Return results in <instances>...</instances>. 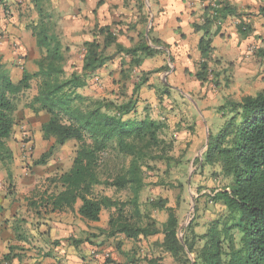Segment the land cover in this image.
Wrapping results in <instances>:
<instances>
[{"label":"trees","instance_id":"16d2710c","mask_svg":"<svg viewBox=\"0 0 264 264\" xmlns=\"http://www.w3.org/2000/svg\"><path fill=\"white\" fill-rule=\"evenodd\" d=\"M43 2L28 0L25 9L28 16L34 12L33 5L38 12V20L28 25L40 53L37 71L25 69L15 81L0 63V161L8 165L13 160L7 140L16 129L19 96L31 88L34 78L39 84L28 108L36 115L49 116L41 131L44 139H54L35 165H45L58 148L70 141H75L77 148L71 167L50 177L49 188L37 192L40 195L30 205L53 212L77 210L88 221H99L101 213L109 210L107 227L99 229L100 234L122 235L131 240L133 253L142 252V261L147 264H159L165 255H170L176 264H264V89L240 98L228 96L219 107L224 121L216 134L210 133L202 159L198 160L202 167L212 168L211 177L219 185L206 195L214 217L206 231L199 234L195 231L196 208L181 239L175 207L162 197L149 199L144 207L141 200L148 186L147 172L155 169L153 164L164 162L168 169L176 160L171 153L174 142L164 137L166 121L148 115L141 120L129 116L135 110L141 83L135 82L132 96L122 102L79 91L87 85V78L118 52L132 57L130 73L145 58L165 51L148 45L145 35L135 46L123 48L110 26L97 27L93 39L84 43L81 71L67 75L65 47ZM260 11L264 13V8ZM237 14L242 12L230 0H212L202 23H193L195 30L204 32L199 42L202 59L196 73L202 83L210 76L215 78L209 62L213 38L220 26L213 32L212 25ZM239 31L248 34L250 24L243 20ZM150 32L153 44L169 48L153 40ZM114 44L117 52L111 54L108 51ZM170 63H174L171 54ZM170 68L168 64L153 72ZM105 188H113L114 193L126 192V197L107 195ZM152 210L166 211V221L160 225ZM155 236L158 238L152 241ZM145 241L146 247L139 251L137 245ZM122 244L117 240V248ZM133 262L137 261L133 258Z\"/></svg>","mask_w":264,"mask_h":264},{"label":"crops","instance_id":"0c3cea01","mask_svg":"<svg viewBox=\"0 0 264 264\" xmlns=\"http://www.w3.org/2000/svg\"><path fill=\"white\" fill-rule=\"evenodd\" d=\"M22 1L28 3V0H0V59H2L0 63L5 62L8 72L11 69L10 76L15 81L22 77L24 69L32 73L37 71L36 61L40 55L35 40L37 51L31 46L29 56L24 60L21 59L20 55L26 50L25 40L29 36L26 30L31 34L32 31L28 25L26 30L23 26H14L15 16L11 19L7 18L8 5L11 7L16 5L19 7L17 11L20 17L24 15L28 17L25 10H20L22 5H19V2ZM211 1L44 0L42 7L52 19L54 17L61 19L60 26L63 32H71L74 37L80 34V39L84 38L83 54L84 43L92 40L95 29L102 26L111 27L117 36L118 45L123 48L135 46L145 35L148 45L164 50L165 52L145 58L142 64L130 73L128 67L132 57L124 52H118L113 55L112 60L87 78L88 83L84 88L94 82H97L96 85L101 84L102 81L112 85L109 90L120 86V89L127 90L125 95H122L123 91H121L116 99L105 94L103 98L122 102L132 96L131 84L134 87L135 82H140V88L136 92L137 104L133 113L129 115L140 120L150 111L158 112L157 119H166L165 115L168 111L161 109L162 100L159 98V93L163 90L162 95L165 98L168 97V91L172 90H177L184 96L177 108L185 113L191 109L185 103V99L193 93L195 103L192 105L195 106L193 105L192 124L195 134L191 137L192 146L197 147L202 144L205 151L210 133L216 134L224 121L219 107L224 103L225 98L228 96L240 98L264 89V13L260 11L264 8V0H230L242 14L228 16L221 23L213 24L211 27L214 32L220 26L219 32L213 38V53L209 62L212 70L217 72L214 74L215 78L212 80L210 76L202 83L196 77L202 59L199 42L204 32L195 30L193 23H202L205 9ZM33 8L34 14L37 10L34 5ZM247 13L252 14L247 15ZM243 20L251 26V31L246 35L239 31V23ZM32 22L36 21L32 20ZM56 32L58 33L57 30ZM149 32L153 40L169 48L153 44ZM72 38L69 35L67 41L68 39L71 41ZM62 43L65 48L71 47L63 40ZM108 52L111 54L117 52L116 45L111 46ZM170 54L174 58V69L170 66L168 71L153 72L165 66L163 64L166 63L167 58L170 63ZM65 56L67 59L66 53ZM13 64H21V66L15 67L12 66ZM82 65L83 58L75 71L80 72ZM137 72L140 76L134 75ZM149 73H157L160 76V83H157L154 77L149 80ZM101 76L103 78H100ZM141 77H145L146 80ZM216 82H219L218 86ZM79 91L85 95L100 96L99 92L89 90H85L84 93L83 88ZM111 96L115 97L113 94ZM167 102L164 101V104ZM173 106L169 105L171 108ZM174 113H178L176 108ZM40 118L41 124L36 134L34 154L39 158L54 142V139H50L51 145L48 148H44L45 144L40 146L43 142L41 127L49 116L41 114ZM181 124L184 125L185 122L182 121ZM16 130L10 138L12 139L10 146L15 147L18 152L16 154L13 151V159L21 156L30 160L27 153H24L22 135L19 137L20 134ZM202 155L203 153L200 159ZM2 165L0 161V264H134L133 247L127 246L128 239L122 235L106 237L100 234L99 229L106 228L109 220V217H103V212L99 221H88L83 219L77 210L53 212L30 205V201L40 195H38L39 191L49 188V182L47 183L43 178L49 177L53 172H45L46 164L33 165L32 174L21 172L16 191L11 194L6 189L10 176L9 169L2 168ZM39 182L45 185L37 186ZM78 206L79 203L76 209ZM116 240L123 242L120 249L117 248ZM132 246H134L133 242ZM168 259L169 261H166ZM170 260L174 259L170 255H165L159 264H171Z\"/></svg>","mask_w":264,"mask_h":264},{"label":"rangeland","instance_id":"374dc122","mask_svg":"<svg viewBox=\"0 0 264 264\" xmlns=\"http://www.w3.org/2000/svg\"><path fill=\"white\" fill-rule=\"evenodd\" d=\"M19 5H22V7H20V10L24 11L26 9V1L19 2ZM18 8L19 7H17L16 5L12 7L8 5L6 11L7 18L11 19L15 16L14 26H23L26 30L27 25L31 24L32 20L37 21V12H35L32 16L29 15L27 17L24 15V17H20L17 11ZM53 20H55L53 22L56 25V30L61 36L63 42L66 45L71 46L69 48H65V53L67 54L65 69L67 75H69L72 71H75L76 68H79V64L82 61L84 38L82 37V39H80V34L74 37L73 33L71 32H63V30H61V19L59 17H54ZM26 31L29 33V36L25 40L24 44L26 50L23 54L20 55L22 60L26 59L29 56V50L31 46H34V49L37 51L33 35L30 31ZM69 35L73 37L71 41H69V39L67 41V37H69ZM38 54L40 53L38 52ZM166 63L163 65L170 64V66L174 69L175 63H169V58H167ZM2 65L5 67V62L2 63ZM12 66L20 67L21 64H13ZM5 69L7 71L9 70L6 67ZM215 73L217 72L214 71V74ZM9 74H11V69L9 71ZM134 75L140 76V73L138 74L137 72ZM148 75L149 80L151 79V77H154L156 78L157 83H160V76L157 75V73H149ZM100 78L103 77L101 76ZM96 83L97 82L91 83L88 87L83 88L84 93L85 90H89L92 92H99V97H104L103 95L105 94L106 96L110 95L109 97L114 99L117 98V95H120L121 91H123L122 95H125V92L127 93V90L125 91V89H120V86H118V88H112L113 90H109L112 85H107L105 81H102L101 84L98 85H96ZM38 84V78H34L32 80L31 88L22 93L19 96L17 102L18 108L16 112V131L20 134L19 137H21L22 135L23 138L25 128H28V130L32 133L34 145L31 155L27 156L30 157V160H27L26 158H23L21 156H16L15 159L12 160V162L8 163V165H2V168L7 167L9 169L10 176L9 181L6 184V189L10 194L16 191L19 174L21 172L24 174L26 173L27 175L32 174L33 165H35V161L39 158V156H35L34 154L36 147V134L38 132V127L41 124V114L36 115L28 108V103L32 100L35 93H37ZM131 87L133 88L132 84L130 88ZM163 91L159 93V98L163 102V104L161 102V109H165L166 111H168L166 113L167 115H165L167 116L166 119L164 118L163 120L167 123L164 137L167 140H172L174 142V147L171 153L175 156L176 160L168 169L164 162H157L156 164H153L155 169L147 172L146 181L148 183V186L144 189L141 200L144 207L149 199L162 197L163 199H166L169 206L175 207L180 218L179 237L182 239L184 236V232H182L183 228H185V226L189 224L195 217V212H197L196 208H198L199 211L197 213L195 231L199 234L206 231L209 222L214 217L213 206L206 195L212 194L213 189L219 187V185L211 177L212 168L208 166L202 167L198 162L201 154L204 151L203 145L200 144L197 147L192 146L191 137L195 134V128L192 124L194 116L193 105L195 106V104L192 105V103H195V95L193 93H190L185 99V103H187V105L191 107V109L187 113H185L177 108L180 106V101L184 98V96L181 95V93H179L177 90H172L168 91V97L165 98V96L162 95L164 94ZM112 94L115 95V97H112ZM89 96L96 97L94 95ZM169 100L171 102H169ZM164 101L168 102L164 104ZM169 105L174 106L171 108L169 107ZM175 108L178 113L173 114ZM157 113V111H150L148 113V116L152 117L153 119L159 120L157 119ZM182 121L185 122L184 125L181 124ZM38 137L40 138L39 135ZM11 140L12 139L7 140V144L16 154H18L17 149L10 146ZM43 144H45L44 148H48V146L51 145L49 144V140H46L44 138L40 146H43ZM76 148L77 143L75 141H70L66 145L58 148L55 153L47 160L45 172H53L49 177L44 176L43 179H46L47 183L49 182L47 179L61 174L71 167ZM24 153H26V151H24ZM40 184L43 186L45 185L42 182H39L37 183V186ZM98 188V190L102 189V187ZM103 192L107 195H115L121 199H125L126 197V192L114 193L113 188H105L103 189ZM109 214V210H104L102 213L103 217H109ZM152 214L160 225L162 221L166 220L167 218L166 211L152 210ZM156 238H158V236L152 238V241H154V239ZM126 243L128 247H134L132 246V242H130L129 240H126ZM141 244L142 245H137V249H139V251H141L142 248L146 247L147 243L145 241ZM153 249H155V253H159V251L156 252V246L153 247ZM141 254L140 252L138 254H134L133 258L135 259V261H137L134 262V264H146L144 261H142ZM121 258L123 259V257ZM166 261H169V259ZM170 262L171 264L176 263L174 260H170Z\"/></svg>","mask_w":264,"mask_h":264},{"label":"built area","instance_id":"2783aa9c","mask_svg":"<svg viewBox=\"0 0 264 264\" xmlns=\"http://www.w3.org/2000/svg\"><path fill=\"white\" fill-rule=\"evenodd\" d=\"M32 133L28 130V128H25V133L23 134L22 138V144L23 148L26 151L27 155L30 156L33 150V139H32Z\"/></svg>","mask_w":264,"mask_h":264},{"label":"water","instance_id":"95a60500","mask_svg":"<svg viewBox=\"0 0 264 264\" xmlns=\"http://www.w3.org/2000/svg\"><path fill=\"white\" fill-rule=\"evenodd\" d=\"M207 142H208V140H207Z\"/></svg>","mask_w":264,"mask_h":264}]
</instances>
